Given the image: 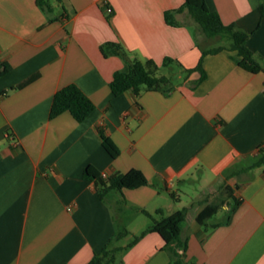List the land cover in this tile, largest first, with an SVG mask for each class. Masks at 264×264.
Returning <instances> with one entry per match:
<instances>
[{"label":"crops","instance_id":"0c3cea01","mask_svg":"<svg viewBox=\"0 0 264 264\" xmlns=\"http://www.w3.org/2000/svg\"><path fill=\"white\" fill-rule=\"evenodd\" d=\"M184 2L0 0V64L9 66L0 75V264H87L118 229L128 233L115 242L122 248L114 264H169L173 252L158 232L134 239L183 209L188 261L264 264V163L245 166L264 145V70H248L237 50L224 48L204 56L202 80L200 71L187 72L211 47L190 12L177 11ZM263 2L207 0L225 23L249 33L264 66ZM106 41L132 58L155 59L161 74L178 67L179 82L169 94L115 95L110 82L124 60L104 55ZM166 57L176 60L164 65ZM70 83L96 105L83 121L69 111L50 116L55 93ZM101 131L120 147L117 157ZM88 165L105 178L139 168L151 183L102 197L84 174ZM209 203L221 204L223 218L200 223ZM123 210L150 222L134 232L122 226Z\"/></svg>","mask_w":264,"mask_h":264},{"label":"trees","instance_id":"16d2710c","mask_svg":"<svg viewBox=\"0 0 264 264\" xmlns=\"http://www.w3.org/2000/svg\"><path fill=\"white\" fill-rule=\"evenodd\" d=\"M42 3V0H39ZM187 9L193 18L200 25L202 31L208 37L220 35L231 41L230 46L220 45L217 47L203 49V55L197 66L185 68L187 72L198 70L201 73L202 80L206 71L203 66V58L207 53H215L224 48L237 50L239 53L238 63L252 72L264 70V66L255 56L254 51L248 45L249 33L236 22L225 23L221 14L212 10L207 0H185L184 6L177 9L182 11ZM262 16H264V2L261 5ZM166 19L171 24H177L175 14L172 10L165 12ZM101 50L104 55L116 54L123 58L124 66L114 72L110 86L115 95L133 89L140 93L143 89L160 90L169 94L175 87L173 78L166 74H160V65L153 58L140 59L132 58L125 47L116 41H106L101 44ZM172 57L164 59V65L175 61ZM180 65H182L180 63ZM9 70L8 65L0 64V75ZM94 101L85 93V91L76 83H70L60 88L54 95L50 116L55 117L64 111H69L78 120L83 121L95 109ZM103 145L112 157H117L121 153L117 143L103 131H101ZM249 163L245 166L254 167L264 163V145L260 146L255 156L251 157ZM244 166V167H245ZM84 174L89 179H94L99 184V192L102 197L113 189L123 190L124 188H135L151 181L145 173L139 168H131L127 172L117 173L108 178L103 177L99 170L93 165L85 167ZM226 195H232L231 186L224 187ZM220 203L207 204L197 215L200 223L214 216L219 210ZM186 218V209L177 210L169 215L155 219L152 224L140 235L135 236V241L149 231L158 232L165 241V247L173 252L169 264H193L185 257L188 241L181 237L182 223ZM128 233L127 229H118L115 235L109 240L107 245L100 253H96L87 264H114L116 254L122 247L115 245V242L123 238ZM182 250V251H181Z\"/></svg>","mask_w":264,"mask_h":264},{"label":"rangeland","instance_id":"374dc122","mask_svg":"<svg viewBox=\"0 0 264 264\" xmlns=\"http://www.w3.org/2000/svg\"><path fill=\"white\" fill-rule=\"evenodd\" d=\"M200 39H201V42L202 44L205 46V47H217V46H220V45H225V46H230L231 45V41L229 39H226L220 35H217L215 37H208L203 31H201V34H200ZM174 70V73L171 74L172 78H173V81L174 83H178L179 82V69L178 67H175L173 68ZM161 72H165L164 69H162ZM161 74V73H160ZM120 210V209H118ZM119 213H121V222H122V226L124 227H128L130 230H133L134 232H140L141 228H143V224H145V222H150V219L149 217L141 214V216L139 217H134L132 216V213H130L129 211H125L123 210L122 212L119 211ZM223 215H224V210L221 209L218 214H216L212 220H216V219H221L223 218ZM191 220H189L187 222V225H190L192 223H190ZM134 234L136 233H132L131 235H129L128 238H126L124 241H129V240H132L133 236H135Z\"/></svg>","mask_w":264,"mask_h":264},{"label":"built area","instance_id":"2783aa9c","mask_svg":"<svg viewBox=\"0 0 264 264\" xmlns=\"http://www.w3.org/2000/svg\"><path fill=\"white\" fill-rule=\"evenodd\" d=\"M108 10H109V11H112V8H111V7H108ZM8 135H9L12 139H14L13 136H11V134H8ZM104 175H105V174H104Z\"/></svg>","mask_w":264,"mask_h":264}]
</instances>
